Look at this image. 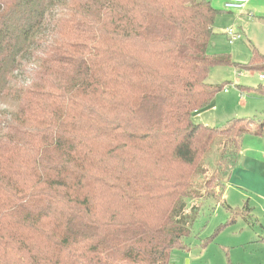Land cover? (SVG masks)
I'll return each instance as SVG.
<instances>
[{
    "label": "trees",
    "instance_id": "16d2710c",
    "mask_svg": "<svg viewBox=\"0 0 264 264\" xmlns=\"http://www.w3.org/2000/svg\"><path fill=\"white\" fill-rule=\"evenodd\" d=\"M217 13L210 0H0V100L16 102L0 109V264H171L186 202L223 204L221 177L264 122L192 119L225 87L211 67L264 73V55L209 56Z\"/></svg>",
    "mask_w": 264,
    "mask_h": 264
},
{
    "label": "rangeland",
    "instance_id": "374dc122",
    "mask_svg": "<svg viewBox=\"0 0 264 264\" xmlns=\"http://www.w3.org/2000/svg\"><path fill=\"white\" fill-rule=\"evenodd\" d=\"M210 1L218 13L207 54L226 56L231 62L238 64H247L250 61L252 48L264 55V19L253 12H242L240 16L224 12L217 0ZM229 29L238 36L232 42L224 33ZM260 75L264 77V73L237 70L230 66L211 67L208 83L225 84V87L216 94L209 108L193 116L192 121L218 129H222L233 119H249L254 124L264 122V94L245 90L264 87V78ZM5 107L14 111L16 102L10 99L0 100V109ZM253 130L254 127L251 128ZM246 135L247 141H243L242 149H248L245 154L241 150L230 173L231 177L229 176L231 181L227 174L221 177V182L227 188L223 204L217 197L203 201L192 200L184 205L180 215L189 220V234L172 250L171 264H264V213L260 207L253 210L254 202H250L248 190L243 185L232 182L241 167L251 166L250 161L264 169V128L260 139L263 155L260 162L254 161L258 157L256 146L252 143L255 137L252 134ZM224 140V136L215 137L204 156L201 166L207 174L217 164ZM203 179L201 172L193 178V183L200 182L201 190Z\"/></svg>",
    "mask_w": 264,
    "mask_h": 264
},
{
    "label": "crops",
    "instance_id": "0c3cea01",
    "mask_svg": "<svg viewBox=\"0 0 264 264\" xmlns=\"http://www.w3.org/2000/svg\"><path fill=\"white\" fill-rule=\"evenodd\" d=\"M217 1L220 4V8L222 9L221 0H217ZM222 11H224V10L222 9ZM224 12H229V11H224ZM242 12H253L254 15H257L260 18L264 19V0H256L254 2L252 0H250L243 10L237 11V12H229V13H236L240 16L242 14ZM200 113L201 112L195 114L194 116H196ZM248 135H251V134H248ZM252 135L255 137L254 138L255 140H253L252 143L254 144V146L257 147V148L255 147V151L258 155V157L254 161L260 162L259 159L262 158L264 155V154L262 155L261 148H260V146H261V143H260L261 140L260 139H261L262 134L261 135L252 134ZM246 136L247 135L244 136L243 141H247V140H245ZM243 141H242V144H243ZM247 149H248V147L245 150L242 149L244 151V154L246 153ZM258 150H260V152ZM250 164H251V166L249 168H242L241 167V170L237 171L236 176L232 179V182L234 184L243 185L248 190L247 193L250 195V199H249L250 202H254L253 210L256 209V207H260V208H262L261 210L264 213V169H261V167H259V164L255 163V162L250 161ZM233 173H234V171L232 172V174ZM230 177L228 179H230ZM230 181H231V179H230ZM225 190H227V188Z\"/></svg>",
    "mask_w": 264,
    "mask_h": 264
},
{
    "label": "built area",
    "instance_id": "2783aa9c",
    "mask_svg": "<svg viewBox=\"0 0 264 264\" xmlns=\"http://www.w3.org/2000/svg\"><path fill=\"white\" fill-rule=\"evenodd\" d=\"M249 1L250 0H221L222 9L224 11H229V12L241 11L245 8V6ZM224 33L230 42L238 38L236 33H234L231 29L226 30ZM261 78H263V76H261Z\"/></svg>",
    "mask_w": 264,
    "mask_h": 264
}]
</instances>
